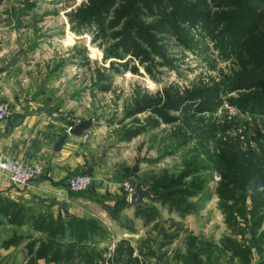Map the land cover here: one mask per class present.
<instances>
[{
	"label": "trees",
	"instance_id": "trees-1",
	"mask_svg": "<svg viewBox=\"0 0 264 264\" xmlns=\"http://www.w3.org/2000/svg\"><path fill=\"white\" fill-rule=\"evenodd\" d=\"M3 1L0 0V4ZM16 1L28 11L39 0ZM68 17L76 28L93 25L91 40L99 42L103 59L108 60L107 69L113 71L120 68L139 74L136 66L139 65L144 74L154 79L161 74L159 68H172V60L166 53L167 40L171 39L184 49H193L187 35V29L192 27L198 28L219 49L222 57L236 62L237 70H229L230 75L220 72L216 81L207 84L180 90L168 84L153 94L130 97L125 117L132 119L129 125L121 127L119 141H129L159 124H176L175 130L182 136L197 130L204 138L217 128L210 122L203 125L202 115H210L221 102L240 114L264 115V0H85ZM156 59L158 61H154ZM132 61L136 65L130 64ZM96 88L106 91L109 87L97 85ZM139 114L144 117L136 118ZM207 159L210 165L201 169L213 168L221 173L215 194L229 236H222L216 244L189 234L185 251L173 258L179 264H220L217 254H221L227 255L230 264L233 261L249 264L250 247L259 253L263 251L264 231L259 228L264 207V135L258 154L244 153L234 142L216 154L207 155ZM198 169L189 164L177 177H153L151 183H145L147 185L140 181L148 187V203L165 204L180 216L196 211L194 199L205 187ZM121 194L114 207L103 205V209L111 219L125 226L118 216L119 211L133 203L125 200L122 191ZM148 203L133 204L134 217L143 223L157 216ZM0 217L9 225H27L42 235L36 238L13 232L0 242L3 249L22 244L24 264H36L37 260L73 264L75 259L82 264H103V249L87 247L106 234L94 218L62 217L49 210L28 212L17 202L2 196ZM138 263L127 241L119 240L109 264ZM256 264H264V259Z\"/></svg>",
	"mask_w": 264,
	"mask_h": 264
},
{
	"label": "rangeland",
	"instance_id": "rangeland-1",
	"mask_svg": "<svg viewBox=\"0 0 264 264\" xmlns=\"http://www.w3.org/2000/svg\"><path fill=\"white\" fill-rule=\"evenodd\" d=\"M84 2L85 0H39L28 11L23 10V6L16 0H4L0 4L2 43L11 45L19 58L22 57L19 87H28L30 79L40 82L43 80V90L47 83V92L49 95L56 93L60 103L62 96L69 95L75 102L76 114L64 113L81 121L85 120L83 117L91 119L96 127L95 134L101 136V147L106 146L113 150L112 159L115 161V157H119L115 163L126 160L128 166L124 171L132 175L133 179L135 175H139V180L144 184L151 183L153 177H177L182 174L185 166L196 165L200 178L205 181L203 191L196 196V210L199 205L208 204L210 208L205 217L207 220H214L215 217L218 221L222 219L227 230L222 236H229V230L217 208L218 199L215 194L221 181V173L213 168H201L210 165L207 155L216 154L225 145L234 142L240 151L258 154L264 135V115L240 114L221 102L210 115H202L203 125L210 122L217 128L214 133L204 138L197 130L185 132L182 136L175 130L176 124H159L122 146L115 144L121 142L118 140L122 134L121 127L129 125L132 119L125 117L130 97L142 93L153 94L168 84L175 85L180 90L216 81L220 72L230 75L229 70L238 69L234 65L235 60L222 57L219 49L198 28L192 27L187 29V35L193 49H184L171 39L167 40L166 53L172 60V68H159L161 74L155 75L156 79L144 74L141 66L133 61L130 64L137 66L139 74H131L115 65L113 67H117V71L107 69L108 60L103 59L99 42L91 40L93 25L76 28L69 20L70 12ZM97 85H108L109 88L100 91L96 88ZM143 117L144 114H139L136 118ZM199 126L202 128L200 123ZM115 147L118 149H114ZM130 166L135 167L134 172ZM139 169L140 173H137ZM216 210L221 214L219 219ZM262 215L259 231H264V207ZM212 223L218 227L216 222ZM219 240L208 241L217 244ZM262 249L259 253L254 247L249 248V264H256L261 258L264 259V242ZM250 251L256 253L255 260L251 259ZM104 259H107L106 256ZM217 261L220 264L231 262L227 255L221 254H217Z\"/></svg>",
	"mask_w": 264,
	"mask_h": 264
},
{
	"label": "crops",
	"instance_id": "crops-1",
	"mask_svg": "<svg viewBox=\"0 0 264 264\" xmlns=\"http://www.w3.org/2000/svg\"><path fill=\"white\" fill-rule=\"evenodd\" d=\"M1 38L0 36V100L11 104L12 115L0 122V159L37 163L42 172L26 186L12 184L0 173V196L17 202L28 212L49 210L62 217L74 215L96 219L104 227L106 234L87 247L103 249V262L110 244L115 246L119 240H125L132 248V256L139 260L138 264H179L173 257L185 251V240L189 234L214 242L226 234L222 219L218 221L215 217L214 220H207L205 217L210 208L206 203L199 205L196 211L180 216L165 204L148 203L144 199L143 204L148 203L156 210L154 220L143 223L140 218L134 217V203L127 204L119 211L118 216L125 226L111 219L103 205L114 207L122 196L119 181L127 179L140 184L139 175H135L133 179L132 175L124 171L128 162L123 161L124 165L115 163L119 157H115V161L112 159L113 150L101 147V136L95 134L96 127L92 121L85 132L86 138H82V135H67L64 129L68 123L61 114H76L75 102L69 95H65L60 103L56 93L49 95L47 92V83L45 90L40 88L39 80L30 79L28 87H19L22 57L15 58L16 53L11 45L2 43ZM53 112L59 113V116L52 117ZM61 135L66 137L59 149L53 151L52 146ZM127 142L115 145L122 146ZM120 153L122 154L121 151ZM130 168L135 171L134 166ZM77 173H87L91 178L83 193L70 192L64 186V178ZM137 173H140V169ZM219 217L221 214L218 212V219ZM0 220V242L13 232L42 237L27 225L15 227L7 224L4 218L0 217ZM212 222H216L218 227ZM262 226L264 227L263 224ZM0 264H24L22 244L0 248ZM36 264L50 263L37 260ZM73 264L82 262L75 259Z\"/></svg>",
	"mask_w": 264,
	"mask_h": 264
},
{
	"label": "built area",
	"instance_id": "built-area-1",
	"mask_svg": "<svg viewBox=\"0 0 264 264\" xmlns=\"http://www.w3.org/2000/svg\"><path fill=\"white\" fill-rule=\"evenodd\" d=\"M12 115V106L8 101L0 100V122L6 120ZM52 117L57 118L59 113H51ZM63 118L67 121V125L64 132L68 134V131L81 120L75 117H69L65 113L61 114ZM86 133H82V138H86ZM42 172L41 166L37 163H32L29 161H7L0 159V173L6 176L8 181L15 185L26 186L34 181ZM214 179H216L214 177ZM91 181L90 176L87 173H77L67 175L64 178V186L67 190L73 193H83L89 186ZM120 190L124 193L125 200L129 202V196L134 191V183L128 181L127 179L120 180L118 183ZM114 244H110L106 256L107 259L104 260L103 264H109L113 251ZM250 257L255 260L256 253L250 251ZM108 261V262H107Z\"/></svg>",
	"mask_w": 264,
	"mask_h": 264
},
{
	"label": "water",
	"instance_id": "water-1",
	"mask_svg": "<svg viewBox=\"0 0 264 264\" xmlns=\"http://www.w3.org/2000/svg\"><path fill=\"white\" fill-rule=\"evenodd\" d=\"M15 58H19V54L16 53ZM44 81L41 80L40 82V88L43 89ZM31 100V99H30ZM91 125V119H85L80 121L78 124L74 125L69 131L67 135H72V136H79L82 135V133L86 132L88 128ZM66 135H61L53 144L52 150L56 151L59 149L60 145L62 144L63 140L65 139ZM134 171V169H132ZM150 193L148 191L147 186H141L139 183L134 182V191L133 193L129 196V203H134V204H143L144 199L149 198Z\"/></svg>",
	"mask_w": 264,
	"mask_h": 264
}]
</instances>
